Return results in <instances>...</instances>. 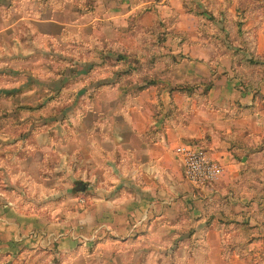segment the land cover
<instances>
[{"label": "crops", "instance_id": "0c3cea01", "mask_svg": "<svg viewBox=\"0 0 264 264\" xmlns=\"http://www.w3.org/2000/svg\"><path fill=\"white\" fill-rule=\"evenodd\" d=\"M16 3L11 25L25 21L29 33L50 39L53 49L87 48V97L133 101L122 122L91 123L87 155L77 159L83 168L67 164L66 143L55 145L57 160L47 178L53 201L37 211L29 210L32 198L38 204L46 199L27 172L32 153H22L24 142L7 140L11 150L0 154V252L54 243L64 253L96 242L92 254L103 264L107 250H100L112 245H121L117 264H161L167 257V264H251L258 258L264 234L247 235L241 247L225 251L220 233L249 217L248 202L259 204L239 180L245 143L255 147L263 139L264 32L242 30L236 39H214L200 26L203 15L185 10L184 0H0V7L13 11ZM33 46L40 47L37 39ZM243 53L247 60L254 56L255 67L261 65L254 83L243 80L253 72ZM128 55V64L141 63L144 71L131 70L133 83L124 87L117 74L100 66L119 67ZM204 82L211 84L207 88ZM109 130L112 139L105 137ZM186 143L198 144L223 164L221 180L203 186L184 177L174 148ZM30 149L43 163L46 143L37 141ZM176 163L192 186L178 183ZM251 169L263 172L262 166ZM78 175L88 183L76 197L72 187ZM255 187H264V181ZM13 193L22 194L23 201ZM130 244L142 249L126 260L123 249Z\"/></svg>", "mask_w": 264, "mask_h": 264}, {"label": "rangeland", "instance_id": "374dc122", "mask_svg": "<svg viewBox=\"0 0 264 264\" xmlns=\"http://www.w3.org/2000/svg\"><path fill=\"white\" fill-rule=\"evenodd\" d=\"M183 7L188 12L203 15L204 19L200 26H203V30H211L213 32L211 37H216L214 39H236L241 37L242 30L243 34L252 29L264 32V0H184ZM13 8V11H9L0 7V154L11 150L12 145L9 146L7 140L24 142L25 148L22 153L25 156L32 153L31 159L27 158L31 160L26 162L27 172L28 175L35 177L34 182L38 183L43 191L40 198L46 199L38 204L35 202L37 199L32 198L29 210L37 211L40 209V205H51L50 203L53 201V195L48 194L52 188L51 182L48 181L50 179L47 180V178L51 177L53 164L57 160L55 145L61 141L66 143L63 150L70 153L71 157V161L67 158V164L74 163L76 168L81 163L80 167L83 168L84 162H77V159L81 160L83 154L87 155V134H90L91 123L103 120L122 122V117H126L124 109L132 104L133 98L125 96L117 103V99L106 98L100 94L87 97V48L81 46L69 49L51 48L50 39L42 40L41 37L36 38L35 35H31L25 21L11 25L15 20L14 16L18 15V10H15L18 8V3ZM155 37L157 43H162L164 40V37L159 34ZM35 39L40 47L33 46ZM243 58L246 59L244 53ZM252 59L255 62L254 56ZM252 59H246V62L253 68V72L243 76V80L254 83L255 69L261 65L258 64L259 66L255 67L254 65L257 64L250 61ZM128 60L132 62L130 55L119 67H100L105 68L107 72L113 71L112 75L114 73L119 76L118 82L127 87L133 83L131 70L141 74L144 71L141 63L131 65L128 64ZM94 67L99 66H92V69L100 71L99 68ZM141 77L143 76L141 75ZM140 78L136 80L139 89L144 87V81ZM204 84L208 88L211 82H204ZM138 90L136 89L130 94H135ZM130 94L129 96H131ZM101 108L103 110H100ZM110 132L111 130H109V134L105 135L106 139H112L114 136ZM262 134V141L255 147L247 148L248 145L245 143V148L243 147V175L239 180L243 190L247 188L246 190L258 199L259 204L248 202L250 209L246 215L248 214L249 217L233 221L230 226L223 228L225 230L220 235L223 236L222 247L225 251L234 248L232 245L241 247L245 242L244 237L247 235L264 234V203L261 205L260 202H264V187H258L259 190L255 187L257 184H263L264 181V129ZM91 136L92 140L97 139L94 133ZM41 140L46 143V151H43V154L45 153L47 156L40 164L39 153H33L35 151H32L30 146ZM258 148L260 150H257ZM258 152H260L259 156L256 154ZM248 156L251 157L249 161L246 159ZM35 160H38L39 165L38 163L35 165ZM177 163L178 183L192 186L183 177ZM219 163L224 170L223 164ZM260 166H262L263 172L253 173L251 168L256 169ZM37 167L40 168L38 174L36 173ZM220 178L221 176L217 181L221 180ZM87 183V177L78 175L72 187L76 197L80 196L81 187H87ZM250 186L255 189H250ZM13 195L23 201L22 194L13 193ZM83 198H79V203H84ZM75 202L77 203V199ZM48 210L49 208L46 209L47 213ZM230 236H234V239H231ZM120 246L112 245L108 249L103 247L100 250L102 252L107 250V258H103V254L101 258L104 259V264H117L119 259L117 260L116 253ZM95 248L96 242L89 247L81 244L69 252L62 253L58 251L54 243L50 245L38 243L33 246L28 243L13 252H0V264H103V260H99V254H92L95 253ZM138 248L142 249L140 245L136 247L131 244L125 245L123 250L129 254L126 260H130L133 257L132 251L138 250ZM260 250L261 255L251 259V264H255L256 261L257 264H264V242L260 245ZM92 256L95 257L92 259ZM165 259L168 257L162 258L160 263L167 264ZM144 260L145 258H142V262Z\"/></svg>", "mask_w": 264, "mask_h": 264}, {"label": "built area", "instance_id": "2783aa9c", "mask_svg": "<svg viewBox=\"0 0 264 264\" xmlns=\"http://www.w3.org/2000/svg\"><path fill=\"white\" fill-rule=\"evenodd\" d=\"M174 153L183 168L184 177L195 185H210L223 172L221 164L196 143L179 144Z\"/></svg>", "mask_w": 264, "mask_h": 264}, {"label": "trees", "instance_id": "16d2710c", "mask_svg": "<svg viewBox=\"0 0 264 264\" xmlns=\"http://www.w3.org/2000/svg\"><path fill=\"white\" fill-rule=\"evenodd\" d=\"M257 60H258V61H260L261 59H259V58H258ZM262 60L264 61V59H262ZM250 61L254 62V60H253V59H252V60H250Z\"/></svg>", "mask_w": 264, "mask_h": 264}, {"label": "water", "instance_id": "95a60500", "mask_svg": "<svg viewBox=\"0 0 264 264\" xmlns=\"http://www.w3.org/2000/svg\"><path fill=\"white\" fill-rule=\"evenodd\" d=\"M81 189L83 190V189H84V187L82 186V187H81Z\"/></svg>", "mask_w": 264, "mask_h": 264}]
</instances>
